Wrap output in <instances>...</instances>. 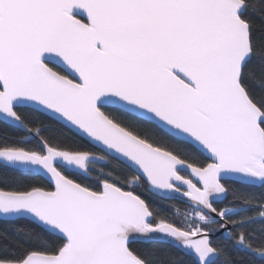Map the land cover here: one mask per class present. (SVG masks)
Listing matches in <instances>:
<instances>
[{
	"label": "snow or ice",
	"instance_id": "1",
	"mask_svg": "<svg viewBox=\"0 0 264 264\" xmlns=\"http://www.w3.org/2000/svg\"><path fill=\"white\" fill-rule=\"evenodd\" d=\"M0 163V264H264V0H0Z\"/></svg>",
	"mask_w": 264,
	"mask_h": 264
},
{
	"label": "trees",
	"instance_id": "2",
	"mask_svg": "<svg viewBox=\"0 0 264 264\" xmlns=\"http://www.w3.org/2000/svg\"><path fill=\"white\" fill-rule=\"evenodd\" d=\"M49 123H54V122H53V121H49ZM9 131L14 132L15 130H13V129H9ZM2 167H3V165L0 164V168H2ZM169 203H175V204H177L178 207L183 206V204H182L180 201H170ZM183 207H184V206H183ZM5 227H8V225L5 224V223H3V222H0V228H5Z\"/></svg>",
	"mask_w": 264,
	"mask_h": 264
},
{
	"label": "flooded vegetation",
	"instance_id": "3",
	"mask_svg": "<svg viewBox=\"0 0 264 264\" xmlns=\"http://www.w3.org/2000/svg\"><path fill=\"white\" fill-rule=\"evenodd\" d=\"M182 208H184L183 206H181Z\"/></svg>",
	"mask_w": 264,
	"mask_h": 264
},
{
	"label": "built area",
	"instance_id": "4",
	"mask_svg": "<svg viewBox=\"0 0 264 264\" xmlns=\"http://www.w3.org/2000/svg\"><path fill=\"white\" fill-rule=\"evenodd\" d=\"M182 208V207H181ZM183 209V208H182Z\"/></svg>",
	"mask_w": 264,
	"mask_h": 264
},
{
	"label": "water",
	"instance_id": "5",
	"mask_svg": "<svg viewBox=\"0 0 264 264\" xmlns=\"http://www.w3.org/2000/svg\"><path fill=\"white\" fill-rule=\"evenodd\" d=\"M0 164H2V163H0Z\"/></svg>",
	"mask_w": 264,
	"mask_h": 264
}]
</instances>
